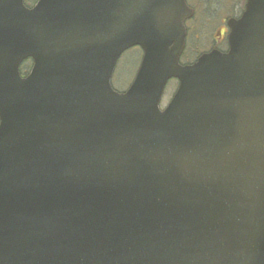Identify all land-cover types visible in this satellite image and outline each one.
<instances>
[{"label": "water", "instance_id": "95a60500", "mask_svg": "<svg viewBox=\"0 0 264 264\" xmlns=\"http://www.w3.org/2000/svg\"><path fill=\"white\" fill-rule=\"evenodd\" d=\"M193 14L0 0V264H264V0L229 21L227 53L182 65Z\"/></svg>", "mask_w": 264, "mask_h": 264}, {"label": "rangeland", "instance_id": "374dc122", "mask_svg": "<svg viewBox=\"0 0 264 264\" xmlns=\"http://www.w3.org/2000/svg\"><path fill=\"white\" fill-rule=\"evenodd\" d=\"M202 2L200 14L194 22L198 26L200 40H193L188 48V57H196L209 45L210 40L218 30V25H222L226 17L240 16L245 0H197ZM230 14V15H229ZM229 15V16H228ZM197 53V54H196ZM193 54H196L194 56ZM141 61V53L138 49L125 52L120 58L112 78V85L117 92H124L132 84ZM175 82H169L163 96V102L168 103L173 96Z\"/></svg>", "mask_w": 264, "mask_h": 264}, {"label": "flooded vegetation", "instance_id": "af4514ba", "mask_svg": "<svg viewBox=\"0 0 264 264\" xmlns=\"http://www.w3.org/2000/svg\"><path fill=\"white\" fill-rule=\"evenodd\" d=\"M38 1L39 0H25V5L27 8H33L37 4ZM200 2L197 0H187V4L194 10V16L192 19H190L186 22L187 40H186L185 52H187V50H188L189 41L192 42L193 40H200V38H201V34L198 33V26L194 23L196 21V19L198 18V15L200 14L199 8H201V7H197V5ZM200 5H201V3H200ZM243 11H244V8H243ZM231 18H232L231 16L226 17L223 20L222 25H218V30L216 31L214 37L210 40L209 45L207 46V48L204 51H202L201 53L198 54L197 58L199 56H201L202 54L211 52L213 50H219L221 52H227L229 50L228 39H229L230 29L228 26V21ZM235 18H239V17H235ZM185 52H184V54H185ZM192 61L193 60H188L189 63L190 62L192 63ZM32 68H33V60L32 59L25 60L20 66L21 76L23 78H26L30 74Z\"/></svg>", "mask_w": 264, "mask_h": 264}]
</instances>
